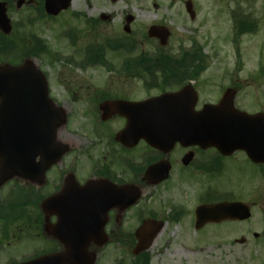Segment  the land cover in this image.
Segmentation results:
<instances>
[{
    "label": "flooded vegetation",
    "instance_id": "obj_1",
    "mask_svg": "<svg viewBox=\"0 0 264 264\" xmlns=\"http://www.w3.org/2000/svg\"><path fill=\"white\" fill-rule=\"evenodd\" d=\"M43 2L41 6L38 1L32 2L27 5L31 8L26 12H45ZM103 2L111 7L116 0ZM83 6V11L75 12L100 14L95 17L75 13V28L80 23L82 27L73 30L74 57L79 61L76 68L98 67L104 71L73 75L76 85L65 88L66 99L62 103L55 94L56 88H63L62 80L56 77L53 85L49 82L51 74H45L49 96L56 106L66 110L68 120L66 127L56 130L52 152L46 147L44 155L33 154L32 148H37L42 141V132L29 130L24 153H15L6 171L1 170L4 162L0 158V254H15L16 257L17 253L26 252L32 255L24 260L29 261L65 252L62 240L75 238V230L79 231L76 218L79 186L88 181L101 192V197L107 193L113 200L108 205L110 209L99 214L105 222L103 232L111 245L113 242L124 245L126 240L135 239V231L147 221L163 224L155 239L169 226L194 225L195 210L199 206L220 203H241L249 209L251 218L208 223L200 232L208 225L219 228L223 224L250 225L258 215L262 228L251 235L254 242L264 241V184L253 183L256 178L264 179V163H255L241 150L223 155L214 147L195 143L194 138H180L168 149L153 148L143 139L136 142L132 138L117 140L118 133L126 126V118L111 111L104 115L101 106L108 102L132 105L182 89L192 76V58L160 56L158 41L149 38V26L144 23L133 37L134 16L126 33L123 23L131 15L128 11H120L123 27L118 34L107 30L114 18L111 10L104 13L91 0H83ZM146 15L151 16L150 12ZM39 17L27 19L16 34L18 40L26 38L31 49L39 46L40 37L25 31L27 23L30 28L39 20L56 19ZM166 22L160 20L151 25H166ZM114 51L123 53L107 59ZM231 88L237 109H244L239 103L244 90ZM76 106L79 114L74 119ZM103 116L108 117L103 120ZM59 143L65 144L67 149L61 156L57 152ZM150 167H154L152 181L146 179ZM134 192L138 201L122 209L133 199ZM127 224H136L134 231H126ZM77 235L79 237L78 232ZM95 248L92 244L89 250ZM159 256V264H163L162 254ZM17 259L9 257V263L17 264ZM146 260L150 264L147 254L140 259V264H145Z\"/></svg>",
    "mask_w": 264,
    "mask_h": 264
},
{
    "label": "rangeland",
    "instance_id": "obj_2",
    "mask_svg": "<svg viewBox=\"0 0 264 264\" xmlns=\"http://www.w3.org/2000/svg\"><path fill=\"white\" fill-rule=\"evenodd\" d=\"M185 1L187 0H116L115 3L110 4L111 7L105 6L103 0H91V3L99 6L104 13L112 11L114 18L107 26V30L111 33L120 32L125 24L122 25L120 12L125 10L136 19L131 26L133 37L141 23L151 27L153 22L168 21L169 23L166 22L163 26L170 29L168 44L174 54L177 44H183L187 49L195 45L201 47L202 55L207 57L208 61L207 71L193 85L199 96L197 107L218 99L221 91L228 88L230 82L234 80L244 89L239 100L240 105L250 111H264V0H190L195 13L193 20H190L185 12ZM153 5L157 7L154 8ZM30 8L31 6L24 5L19 12H16L13 3L8 9L11 23L19 22L24 26L26 19L39 15L36 12H26ZM84 8L83 0H73L70 12L59 14L54 22L39 20L30 28L28 23L25 27L26 32L30 31L40 37L47 44L50 52L60 54L59 61L52 63L47 55H41L31 61L44 73L51 74L49 80L51 84L55 85L56 77L62 80L63 88H56L57 92H55L61 103L66 99L65 88H74L73 85H76L73 75L81 72L104 71L98 67L75 70L74 63L79 61L77 57L74 58V48L70 43L73 36L71 39L69 34L74 30L77 22L72 15L81 13L84 16L88 14L97 17L100 14V12H75L83 11ZM147 12H150L151 16H147ZM234 15L244 17L248 23L255 24L254 31L244 34L241 38L235 36ZM78 27L82 29L81 23L76 28ZM122 53V51L111 52L107 59L120 56ZM19 57H21L20 52L13 57L14 61H17L16 64L20 62ZM190 58H192V67L197 57ZM72 107L74 110L75 106ZM76 113L74 119L79 111L77 110ZM253 183L257 186L264 184V179L256 178ZM213 227L217 229H212ZM261 227L258 215L251 220L250 225L223 224L220 228L208 225L202 232L194 231L193 224L169 226L155 239L146 253L150 264H159L160 254L163 264H264V241L254 242L251 235V232H260ZM135 228L136 224L124 226L126 231H134ZM242 237L247 240L245 244L234 242ZM133 243V240H126L124 245H118L116 242L112 245L106 244L107 246L99 252L96 264H130L133 256L129 245ZM215 245L219 246L215 248ZM25 253H17L16 257L15 254H0V264H8L9 257L18 258Z\"/></svg>",
    "mask_w": 264,
    "mask_h": 264
},
{
    "label": "water",
    "instance_id": "obj_3",
    "mask_svg": "<svg viewBox=\"0 0 264 264\" xmlns=\"http://www.w3.org/2000/svg\"><path fill=\"white\" fill-rule=\"evenodd\" d=\"M71 0H46V13L56 16L60 11L67 9ZM24 0L17 2V7L23 4ZM187 12L193 17L192 5L190 2L185 4ZM129 22V20L127 21ZM154 30V29H153ZM0 31L7 35L11 31L10 21L6 15V6L0 2ZM161 44H164L162 42ZM26 74H36L38 77L29 78ZM40 81L43 84L42 92L35 88L38 93H32L31 82ZM37 96L39 98L46 96L44 79L40 71L31 62H26L21 66L12 67L4 65L0 67V120H19L26 118L27 112L23 109L27 105V98ZM232 97V96H231ZM156 101L143 103L139 105L137 111L138 122L132 126V129L138 132L139 137H143L150 145L158 146L161 143L156 141V138L161 137H198L207 139L206 142L210 145L222 150L221 147L231 146L230 149H245V151L257 162H264V116L254 115L247 116L243 113L237 112L232 105V98H228L227 93L217 106H205L199 112L194 111L197 102V95L193 88H186L185 90L161 96ZM153 102V103H152ZM11 108H8V107ZM13 108V109H12ZM48 120L51 117V110H57V122L53 121L48 124V130L53 133L56 128L62 125L65 121V113L61 109H55L50 102H48ZM109 109H119V104H111L104 106V112ZM4 115H6L4 117ZM238 115L246 116L242 118ZM55 122V123H54ZM128 128V126H127ZM127 130V129H126ZM212 138H216L213 140ZM213 140V141H211ZM81 193L85 192L86 187L80 189ZM238 205H219L216 208H200L197 211V228L202 227L207 222H219L226 219L227 212L232 207ZM248 212L240 219H247ZM149 225V224H148ZM147 225V226H148ZM92 226L101 228V224L95 223ZM145 228L136 233L138 245L133 251L134 255H138L144 250L148 249L155 233L151 236L145 237L142 235ZM159 230V228L157 229ZM88 233H93L94 230H87ZM157 232V231H156ZM142 235V236H141ZM92 236V237H91ZM93 235L87 236L79 241V257L80 260L85 259L81 264H93L95 260L94 255H88L86 248L92 240L99 245H103L106 240L102 238V233L95 237ZM71 255L67 254L64 261L61 262L60 256H50L38 263L31 264H71ZM30 264V263H29ZM80 264V262H79Z\"/></svg>",
    "mask_w": 264,
    "mask_h": 264
},
{
    "label": "trees",
    "instance_id": "obj_4",
    "mask_svg": "<svg viewBox=\"0 0 264 264\" xmlns=\"http://www.w3.org/2000/svg\"><path fill=\"white\" fill-rule=\"evenodd\" d=\"M4 1H6L9 4L10 8H11V5H12L14 0H4ZM236 28H237V33L238 34H242L245 31H249V32L251 31V28H247L243 21L242 22L238 21L236 23ZM10 39H11L10 37L3 36L0 33V61L9 62V63H11L13 61L14 45H13V43H11ZM201 55L202 54H201L199 48L194 49L191 52V56L192 57H201Z\"/></svg>",
    "mask_w": 264,
    "mask_h": 264
}]
</instances>
